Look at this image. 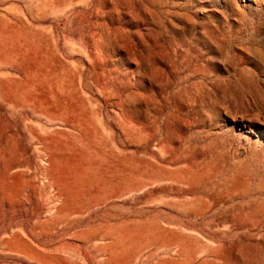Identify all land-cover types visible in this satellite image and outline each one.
I'll return each mask as SVG.
<instances>
[{"label": "rangeland", "instance_id": "374dc122", "mask_svg": "<svg viewBox=\"0 0 264 264\" xmlns=\"http://www.w3.org/2000/svg\"><path fill=\"white\" fill-rule=\"evenodd\" d=\"M0 264H264V0H0Z\"/></svg>", "mask_w": 264, "mask_h": 264}]
</instances>
